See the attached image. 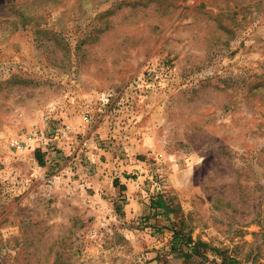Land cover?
<instances>
[{
  "label": "rangeland",
  "instance_id": "obj_1",
  "mask_svg": "<svg viewBox=\"0 0 264 264\" xmlns=\"http://www.w3.org/2000/svg\"><path fill=\"white\" fill-rule=\"evenodd\" d=\"M231 260L264 264V0H0V264Z\"/></svg>",
  "mask_w": 264,
  "mask_h": 264
},
{
  "label": "trees",
  "instance_id": "obj_2",
  "mask_svg": "<svg viewBox=\"0 0 264 264\" xmlns=\"http://www.w3.org/2000/svg\"><path fill=\"white\" fill-rule=\"evenodd\" d=\"M151 206L154 207V208H159V209L162 208L163 209V208L166 207V204H165L164 200L161 197H158L156 199H152ZM227 264H238V262L235 261V260H231Z\"/></svg>",
  "mask_w": 264,
  "mask_h": 264
},
{
  "label": "built area",
  "instance_id": "obj_3",
  "mask_svg": "<svg viewBox=\"0 0 264 264\" xmlns=\"http://www.w3.org/2000/svg\"><path fill=\"white\" fill-rule=\"evenodd\" d=\"M35 139H36V136H35L34 134H31V135L28 137V141H29V142H31V141H33V140H35ZM13 144L16 145V146L21 147V146H22V141H21L20 138H15V139L13 140Z\"/></svg>",
  "mask_w": 264,
  "mask_h": 264
}]
</instances>
